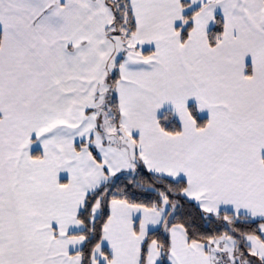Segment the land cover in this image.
I'll use <instances>...</instances> for the list:
<instances>
[{
    "label": "snow or ice",
    "instance_id": "6c2138e0",
    "mask_svg": "<svg viewBox=\"0 0 264 264\" xmlns=\"http://www.w3.org/2000/svg\"><path fill=\"white\" fill-rule=\"evenodd\" d=\"M0 264H264V0H0Z\"/></svg>",
    "mask_w": 264,
    "mask_h": 264
}]
</instances>
